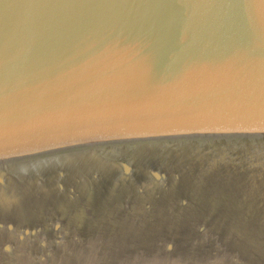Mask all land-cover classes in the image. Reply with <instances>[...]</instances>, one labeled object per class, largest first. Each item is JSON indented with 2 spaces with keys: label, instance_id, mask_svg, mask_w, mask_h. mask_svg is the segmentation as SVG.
<instances>
[{
  "label": "water",
  "instance_id": "obj_1",
  "mask_svg": "<svg viewBox=\"0 0 264 264\" xmlns=\"http://www.w3.org/2000/svg\"><path fill=\"white\" fill-rule=\"evenodd\" d=\"M0 264H264V0H0Z\"/></svg>",
  "mask_w": 264,
  "mask_h": 264
}]
</instances>
